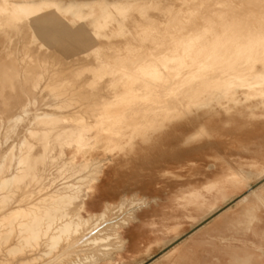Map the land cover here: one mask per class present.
<instances>
[{"label": "rangeland", "instance_id": "374dc122", "mask_svg": "<svg viewBox=\"0 0 264 264\" xmlns=\"http://www.w3.org/2000/svg\"><path fill=\"white\" fill-rule=\"evenodd\" d=\"M13 1L0 0V76L2 75L0 77V131L3 130L0 133V156L7 151L6 153H9L7 158L10 159L7 160L9 164V161H11L10 156L13 157V151L17 150L20 144L19 148L22 147L26 151V153L23 151L25 154L28 155L27 152H29L32 156L24 154L29 157L28 160L20 161L23 164L26 162V167L23 166V168H26V172L24 174L21 172L25 177L24 180L21 175L23 184L17 182L21 179L15 181L16 185L15 182L13 184L16 189H19L20 186V189L23 188L19 192L17 190L14 197L20 198L23 195L22 200H28L26 208L31 209L34 201H37L34 204L38 203L39 205L49 202V198L47 201V194L49 193L47 191L52 187V190L61 187L57 196L59 200L56 199V201L62 202L59 204L61 208L58 209L57 207L55 212H52L54 213L52 219L43 218L40 237H43L44 241L35 248L36 251L30 252L29 250L27 254L22 256L19 253V255L17 253L14 255L9 254V257L7 251L4 250L10 247V243L5 244L2 240L0 246L4 243L1 247L7 246L8 248L2 249L0 247V251L3 250L1 253L6 252L5 255L1 254L6 258L1 257L3 259L0 258V264H99L103 261H108L105 264H110L115 253L121 250L125 243V241L123 244L120 243L118 230L122 236V230L133 220L134 212L160 204L158 199H165L171 208L187 209L189 230L202 225L211 226L214 218L218 215H221L220 225L224 226H250L253 229L264 225V112L258 111L259 115L263 114L259 118L240 119L242 126L239 129L228 128L227 131H221L219 136L210 141L204 139L187 147L174 141L175 137L173 136L172 141L170 140L171 143L169 141L164 144L158 143V146L152 145V147L142 145L138 135L147 134L150 131V125L135 130L133 141L135 142L134 146H136L134 148L130 145L121 146L118 137L114 135L116 118L118 117L114 116V119L109 120L110 123L112 122V127L109 129L111 132L99 130L100 126L95 124L96 121L101 122L108 113H117L118 110L126 111L127 117L132 115L133 112L136 113V110H140L142 115L147 114L152 106L140 97L147 93L146 87L155 83L158 73L154 70L170 66L168 58L174 56L178 60L190 62V58H196L203 48H206V52L214 48L219 52L217 63L219 62L221 66L227 67L230 65L231 67L242 66L245 68L250 63L246 60V55L228 59L230 50L234 51L236 46H241L240 44L243 43V48L254 47L252 58L258 59L261 57L260 53L264 51V40L261 39L263 34H261L262 36L255 34L250 37L245 34L244 37L238 39L225 35L217 37V34L219 35L223 30L229 29L231 19L234 20L232 13L230 14L235 10L233 7L231 9L233 0H230L231 3L228 2L229 0H226V3L225 0L222 3V0H204V3L203 0H150L133 4L123 14L112 10V17L108 18L102 17L106 7L101 4L100 0H89L87 4L93 7L91 13L96 27L102 32L101 35L95 37V41L84 40L83 35L78 32L83 29L87 31L90 38L93 37L91 33L93 27L90 26L92 19L85 21L86 15L66 14L67 12L61 10V7H55L53 3L42 1L39 10H37V12H40L35 17H48L55 22V30L47 35L40 33L35 27H31L34 16H28L25 13H14L11 9ZM187 1L188 3H186ZM200 1L205 5H200ZM197 5L201 8H197ZM225 7H228V9ZM204 8L205 10L207 8L211 9L207 10L208 14H210L209 11H212L211 15L213 17L218 16L216 19L213 18L214 22L212 21V24L208 20L210 15L207 14L206 16ZM202 10L203 16H201ZM227 10H230V12L226 13ZM235 11L237 14L235 19L239 18L238 22L241 23L239 27H246L247 25L250 29L264 27V0H251L248 4H242L241 8ZM247 12H249V15H247ZM205 16L209 22L205 20ZM230 16L233 18H228ZM194 17L197 19H194ZM202 20L209 24L203 23ZM220 24L223 25L220 26ZM62 26L66 29L63 30ZM198 42H200V45ZM135 86H137L136 90ZM184 91V88H176L174 93L168 94V97H166L168 100L164 105H169L172 111L178 109L185 102L186 94H184ZM117 94L124 96L117 97ZM51 96L53 99L50 98ZM63 101L65 102L64 105L62 104V107L59 108L56 104L61 105ZM26 103L29 104L26 106ZM160 106H163V104ZM23 107L28 110V117L22 115V122L19 120V124L18 121L13 122L11 119L14 116L16 117L18 111L20 113V109H23ZM75 107L77 108L76 111H74ZM61 110L62 112H60ZM36 112L38 115L44 112L48 114L55 113L58 115L56 116L58 122L55 117V120L51 119L52 117L50 118L53 122L46 118L50 123H47L45 119H42L40 123L39 121L33 122L30 118L33 119V116L37 115ZM75 112H78L77 118L79 119L74 120L72 118V120L71 117H67L73 115V113L76 114ZM94 114L99 115V117L89 119ZM59 115L67 119L62 122ZM28 119L31 121L30 126L27 125L30 122ZM82 119L85 120L84 123L92 124L93 127L92 129H86L85 134L82 133L78 139L75 132L77 133L78 130L80 132L81 129H78L76 125L83 124ZM6 120L9 121L8 126L13 123L17 127L11 125L8 129ZM43 120L46 121V124L43 123ZM32 123L35 124H33L34 127H32ZM42 125L45 126L42 127ZM70 126L73 129L76 127L75 130H78L74 131ZM12 127L15 129L11 133L9 130ZM6 128L7 130H4ZM27 128L29 131L26 130ZM182 130L185 134L193 131V129L185 127ZM45 131L48 132L46 136ZM22 132L23 135L19 139L18 137L21 136ZM42 134L46 141L43 140ZM108 136H111V140L107 139ZM39 139L41 142H39ZM136 140L139 141L136 142ZM50 141L51 143H49ZM179 141H182V138ZM21 142H24L23 146ZM36 143L42 144L36 145ZM83 143L84 145L88 144V146L83 147V150L81 149V152H78L77 148L83 146ZM16 144L18 147L14 146ZM29 144L36 147L32 150L33 147ZM44 145L45 148L49 146L44 149L47 151L46 153L42 147ZM242 145L247 146L242 147ZM28 147H32L31 151L25 149ZM133 149L134 151H132ZM85 151L87 152L86 156L96 160V164H93V166L88 165L89 169H83L85 171H81V177L79 175L80 178L78 179V175L72 176L75 170L73 166L77 170L81 168L77 165H80L83 160ZM33 155L34 157L38 156L34 158ZM70 157H74L72 162L69 161ZM254 159L258 163L256 167L253 165ZM7 161L5 162L7 163ZM20 162H17L16 165ZM53 164L55 165L53 166ZM33 165H36V169ZM43 167L44 169L47 168L48 171L44 170ZM16 168L23 170L22 165H18ZM34 170L37 171L35 179L32 177L34 176ZM42 173H45L46 176H43ZM2 176L4 175L0 174L1 178ZM51 180H54L55 184H53L55 186ZM69 182L72 184L71 186ZM64 185L69 187H66L69 189L68 192L65 191ZM26 187H28V190ZM61 190L65 192L62 191L61 193ZM66 192H70L71 195H66ZM86 192L87 196L85 195ZM65 202H68V204H65ZM70 202L74 206L69 205ZM79 202H81V205L83 203L87 211L97 214L87 216L84 211H80L79 207L81 205H79ZM65 206L68 207L64 208ZM31 210L33 211V209ZM31 210H26L28 214L26 211L21 212L23 214L20 213V217L17 216L18 222L20 220L25 223L26 220L29 221L30 217L32 218L33 213L37 214L35 210L30 213ZM41 210L42 208L40 211L38 210L39 215L46 214L45 210ZM64 210L69 213L66 214ZM62 212L66 216L70 214L69 217H71L69 227L64 232H62L64 220H61V218L65 217V214L63 215ZM0 219L1 222H5L2 217ZM49 222L53 227L55 225L61 226L54 231L52 229L44 231V226L48 225ZM30 234L26 233V236ZM253 237H258V235L253 234ZM11 246L13 250L20 247L18 244ZM16 246L17 248H15ZM11 250L12 253L13 250ZM23 251L22 248L21 252ZM63 252L65 254H62ZM59 254L62 255L55 260V257ZM51 261L54 262L50 263Z\"/></svg>", "mask_w": 264, "mask_h": 264}, {"label": "bare ground", "instance_id": "6f19581e", "mask_svg": "<svg viewBox=\"0 0 264 264\" xmlns=\"http://www.w3.org/2000/svg\"><path fill=\"white\" fill-rule=\"evenodd\" d=\"M42 1H47L49 3H53V5H55V7H61L63 11L67 12L66 14H71V15H77V14H83V15H86L87 18L85 21H88V20H91L92 21L90 22V26L93 27L91 33L93 35L92 38L89 37L87 31L83 30V29H80L78 32L80 34L83 35V39L84 40H90V41H95V37L101 35V30L97 29L96 27V23L93 19V16H92V11L91 9L93 8L92 6L88 5L87 3L89 2V0H14L13 1V5L11 6L12 8V11L14 13H25L26 15L28 16H34L33 17V21H32V26L31 27H35L40 33H43V34H47L49 35V33H53V31L55 30V22L51 19V18H48V17H35V15L37 13H39L40 11L37 12V10H39L40 8V3ZM144 1H150V0H100L101 4H103L105 7H106V11L105 13L103 14L102 17H112V10L114 11H117L119 12L120 14H123V12H125L127 9H129L130 6H132L133 4H137V3H141V2H144ZM192 1V0H191ZM217 1V0H216ZM220 1V0H219ZM228 1V0H227ZM232 1V0H231ZM231 1L229 0L228 2L231 3ZM251 1V0H233L232 2V6H231V9L233 7V9L235 8V10L241 8V5L242 4H248V2ZM259 1V0H257ZM79 2H81L79 4ZM199 2V1H198ZM204 3V0L202 1ZM201 1H200V5H205L203 4ZM207 2V1H206ZM223 2V0L221 1V3ZM188 3V1L186 2ZM219 2V4H221ZM225 3H226V0H225ZM190 4V3H189ZM219 4L216 3V5L219 6ZM195 6V3L193 4ZM229 5V4H228ZM188 7V5H186ZM190 6V5H189ZM198 7L197 8H201L199 5H197ZM210 6V5H209ZM217 6V7H218ZM222 6V5H221ZM224 7V6H223ZM246 7V6H244ZM242 7V8H244ZM215 8V6H214ZM228 9V7H225ZM237 8V9H236ZM60 9V8H59ZM184 9V8H183ZM209 9V8H207ZM206 9V10H207ZM161 10V9H160ZM205 8H204V11L206 12V16L208 14V10L206 11ZM211 10V9H209ZM233 10V12L235 11ZM164 11V10H163ZM172 11V10H170ZM185 11V10H184ZM191 11V9H190ZM228 11V10H227ZM202 12L203 10L201 11V16L202 15ZM205 12H204V15H205ZM212 12V11H211ZM210 11L208 15H210V17L208 16V18H212L211 20L208 19L210 22V24H212V21H213V18H217L218 16L216 17H213L211 14ZM226 12V11H224ZM230 10L226 13H229ZM233 12H230V14L234 17V20L231 19V22H230V25H229V29L227 30H223L221 34H217V37L218 36H231L233 37L234 39H238V38H241V37H244L245 34H247L246 36H253L255 34H258V35H261L263 34V36L261 37L262 40H264V27L262 26V28H253V29H250V27L248 28V25L245 27V26H240L239 27V24L240 21L238 22V19L237 20L235 19L236 18V11L234 12V15H233ZM189 13V12H188ZM243 13V12H242ZM249 15V12H247ZM199 14V13H198ZM214 14V13H213ZM165 15V14H164ZM193 15V14H192ZM191 15V16H192ZM215 15V14H214ZM226 15V14H224ZM190 16V15H188ZM196 16V15H194ZM204 17L205 20L207 21V17ZM212 16V17H211ZM223 16V15H222ZM243 16V15H242ZM220 17V16H219ZM233 17H228V18H233ZM244 17V16H243ZM32 18V17H31ZM193 18V16H192ZM242 18V17H241ZM250 18V17H249ZM179 19V18H178ZM194 19H197L196 17H194ZM223 19V18H222ZM220 19V20H222ZM224 19H225V16H224ZM244 19V18H243ZM168 20V18H167ZM205 20H202V22L204 23ZM241 20V19H240ZM169 21V20H168ZM207 21V22H209ZM225 21V20H224ZM118 22V21H117ZM205 22L206 24H209ZM214 22V21H213ZM221 23V21H219ZM226 23V22H225ZM205 24V25H206ZM247 24V23H246ZM180 25V24H179ZM223 25V24H220V26ZM244 25V24H243ZM9 26V25H8ZM140 26V25H139ZM177 26V25H176ZM213 26V25H212ZM22 27V26H21ZM149 27V26H148ZM173 27V26H172ZM243 27V29H242ZM61 28V27H60ZM150 28V27H149ZM213 29V27H211ZM215 28V27H214ZM224 28V27H223ZM11 29V28H10ZM62 29H66L65 27L62 26ZM142 30V29H141ZM19 31V30H18ZM24 31V30H23ZM138 31V30H137ZM136 31V32H137ZM133 33V32H132ZM148 33V32H147ZM1 34V33H0ZM30 34V33H29ZM56 34V33H55ZM187 34V33H186ZM52 36L54 34H51ZM139 35V34H137ZM11 36V35H10ZM136 36V35H135ZM134 36V37H135ZM44 37V36H43ZM137 37H140V36H137ZM136 37V38H137ZM51 38V37H50ZM53 38V37H52ZM249 43V41H248ZM9 44V43H8ZM198 44L200 45V42H198ZM244 44V43H243ZM243 44H240L241 46H236V48L234 49V51H231L230 50V54L228 55V59H230V57H233V59L235 58H238L242 55H246L247 58L246 60L250 63H248V65L243 68L242 66L238 67H234V66H227V67H223L221 66V64L217 63V59L219 58V52L216 51V49L214 48H211V50L207 51L206 52V48L202 49V51H199L200 53L197 55L196 58H190V62H185V60H178L176 57H171V58H168L169 61H170V66H166L164 69H155L154 71L156 73H158L157 77L155 78V83L151 84L150 86L146 87L147 89V93L142 95L140 98L146 102H149L150 105L152 106L150 109H149V112L146 114L144 113L142 115V113H140V110H136V113L133 112L132 115H130L129 117L126 116V111L124 110H118L117 113H108L107 116L105 118H103V120L101 122H98L96 121L95 124H98V126H100L99 130L101 129L102 131H109L111 132V130H109L111 127H112V122L110 123V119H114L116 117L117 121H116V125H115V131H114V135L116 137H118V142L120 143L121 146H124V145H130L132 148H134V144L135 142L133 141L135 139V130L137 129H142L144 128V126L146 125H150V131L147 133V134H139L138 136L140 137V141H141V144L142 145H146L149 147L152 145L156 146L158 143H166V142H170L171 143V138L172 136L175 137L174 141L176 142H180V145L181 146H191L192 144H197L199 142H201L202 140L206 139V140H212L214 138H216L217 136L220 135L221 131L223 130H226L228 128H236V129H239L242 125H241V122L239 121L240 119H244V118H259V117H262L263 114L259 115L258 111H262L264 112V51L260 53L261 57H259L258 59H254L252 58L253 57V54H252V51H253V46H250V48L246 49V48H243ZM214 45V44H212ZM211 45V46H212ZM37 46V45H36ZM24 47V46H23ZM8 48V47H7ZM21 48V47H20ZM256 48V47H255ZM29 49V48H28ZM210 49V48H209ZM14 50V49H13ZM247 52V53H246ZM13 53V52H12ZM29 57V56H28ZM43 57V56H42ZM187 57H189L187 55ZM12 58V57H11ZM25 58V57H24ZM38 58V57H37ZM82 58V57H81ZM84 59V58H83ZM29 62V61H28ZM52 62V61H51ZM87 62V61H86ZM8 63V62H7ZM46 63V62H45ZM57 63V62H56ZM23 64V63H22ZM243 64V63H242ZM7 65V64H6ZM4 67V66H3ZM10 67V66H9ZM56 67V66H55ZM27 68V67H26ZM37 68V67H36ZM35 68V69H36ZM78 68V67H77ZM3 69V68H2ZM5 70V69H4ZM10 70V69H9ZM8 70V71H9ZM46 70V69H45ZM41 71V70H40ZM39 71V72H40ZM61 71V70H60ZM1 73V72H0ZM10 73V72H9ZM21 73V72H20ZM218 73V75H217ZM31 74V73H30ZM56 74V73H55ZM11 75V74H10ZM59 75V74H58ZM216 75V76H215ZM2 76V75H1ZM0 76V77H1ZM7 77V76H6ZM4 78V77H3ZM29 78V77H28ZM73 78V77H72ZM40 79V77H39ZM8 80V79H7ZM25 80V79H24ZM53 80V79H52ZM55 80V79H54ZM57 81V80H56ZM1 82V80H0ZM62 82V81H61ZM14 83V82H13ZM104 83V81H103ZM193 83H196V84H193ZM73 84V83H72ZM71 84V85H72ZM121 85V84H120ZM140 85V84H139ZM194 85V86H193ZM6 86V85H5ZM23 86V85H22ZM44 86V85H43ZM59 86V85H58ZM49 87V86H48ZM62 87V86H61ZM68 87V86H67ZM66 87V88H67ZM70 87V86H69ZM68 87V88H69ZM9 88V87H8ZM44 88V87H43ZM41 88V89H43ZM50 88V87H49ZM74 88V87H73ZM77 88V87H76ZM83 88V87H82ZM176 88H184L185 91H184V94H186V99H185V102L182 103L180 105V107L174 111L170 110V106L168 105H164L166 103V101L168 100L166 97H168V94H170L171 92H175L176 91ZM10 89V88H9ZM48 89V88H47ZM57 89V88H56ZM71 89V88H70ZM69 89V90H70ZM85 89V88H84ZM107 89V88H106ZM119 89V87H118ZM137 89V86H135V90ZM18 90V89H17ZM46 90V89H45ZM55 90V89H54ZM52 90V91H54ZM81 90V89H80ZM35 91V90H34ZM37 91V90H36ZM60 91V90H59ZM50 92V90H49ZM48 92V93H49ZM63 92V91H62ZM164 94H162V93ZM9 93V92H8ZM11 93V92H10ZM21 93V92H20ZM57 93V91H56ZM55 93V94H56ZM61 93V92H60ZM50 94V93H49ZM54 94V93H53ZM52 94V95H53ZM58 94V93H57ZM65 94V93H64ZM61 95V94H60ZM77 95V94H76ZM80 95V94H79ZM91 95V94H90ZM9 96V95H8ZM25 96V95H24ZM50 96V95H49ZM69 96V95H68ZM74 96V95H73ZM98 96V95H97ZM117 97H121V96H124V95H120V94H117L116 95ZM55 97V96H54ZM58 97V96H57ZM60 97V96H59ZM64 97V96H63ZM62 97V98H63ZM67 97V96H66ZM80 97V96H78ZM115 97V95H114ZM116 97V98H117ZM19 98V97H18ZM49 98V97H48ZM50 98L53 99V97L51 96ZM49 98V99H50ZM82 98V97H81ZM92 98V97H91ZM14 99V98H13ZM28 99V98H27ZM45 99V98H44ZM51 99V100H52ZM66 99V98H65ZM71 100V97L69 98ZM67 99V100H69ZM74 99V98H72ZM58 100V99H57ZM60 100V99H59ZM62 100V99H61ZM64 100V99H63ZM79 100V99H78ZM83 100V99H82ZM10 101V100H9ZM17 101V100H16ZM77 101V100H76ZM81 101V100H80ZM84 101V100H83ZM96 101V100H95ZM12 102V101H11ZM30 102V101H29ZM46 102V101H45ZM52 102H55V101H52ZM60 102V101H59ZM58 102V103H59ZM67 102V101H66ZM97 102V101H96ZM1 103V102H0ZM57 103V102H55ZM54 103V104H55ZM65 103L64 101L61 103V105H58L56 104L57 106L62 107V104ZM68 103V102H67ZM75 103V102H74ZM13 104V103H12ZM29 103H26L25 105L27 106ZM52 104V103H51ZM69 104V103H68ZM76 104V103H75ZM74 104V105H75ZM161 104H163V106H160ZM41 105V104H40ZM53 105V104H52ZM51 105V106H52ZM64 105V104H63ZM80 105V104H79ZM68 106V105H67ZM81 106V105H80ZM94 106V105H92ZM22 107V106H21ZM20 107V108H21ZM49 107V106H48ZM54 107V106H53ZM65 107V106H64ZM70 107V106H69ZM89 107V106H88ZM8 108V107H7ZM27 108V107H25ZM38 108V107H37ZM67 108V107H66ZM3 109V108H2ZM9 109V108H8ZM17 109V108H16ZM15 109V110H16ZM72 109V108H71ZM76 111V107L74 108ZM94 109V108H93ZM14 110V111H15ZM21 112L19 113L18 111V115L15 117H13L11 120L13 122L15 121H18V124H19V120L22 119V115L28 117V110H25L24 107L23 109H20ZM37 110V109H36ZM58 110V109H57ZM63 110V109H62ZM62 110L60 112H62ZM65 110V108H64ZM56 111V110H55ZM32 113V111H30ZM39 112V111H37ZM36 112V113H37ZM48 112V110H47ZM42 113L41 115H34L33 116V119L30 118V120L33 122H38L40 123V121L42 122V119H45L46 121L48 119L46 118H50L51 119H54V117L56 118V116H58L57 114H48V113ZM59 112V110H58ZM143 112V111H141ZM14 113V112H13ZM35 113V114H36ZM66 113L68 114V112L66 111ZM70 113V112H69ZM76 113V112H75ZM80 113V112H79ZM135 113V114H134ZM15 114V113H14ZM17 114V113H16ZM34 114V113H33ZM78 112L76 114L73 113V115L71 114V116H67V117H71L75 119H79L77 118L78 117ZM98 114V113H97ZM5 115V114H4ZM96 115V114H94ZM89 118V119H97L99 117V115H96ZM31 116V114H30ZM29 116V117H30ZM27 117H26V120H27ZM61 117L60 119L63 120L64 119H67L65 118L64 116H60ZM81 117V116H80ZM24 118V117H23ZM84 119V118H83ZM81 120V122L83 124H80V125H76L78 127V129L80 128L81 131L76 133L75 134L77 135L78 139L81 137L82 133L85 134L84 131H86V129H92V124H88L87 122L84 123L83 121L85 120ZM88 119V118H87ZM1 120V119H0ZM10 120V122H11ZM25 120V121H26ZM28 119V121H30ZM48 120V121H49ZM55 120V119H54ZM58 120V118H56V121ZM73 120V119H72ZM263 120V119H262ZM31 121L28 122L27 125H29V123L31 124ZM46 121L44 122L43 120V123L46 124ZM47 123H50L48 122ZM51 122H53L52 120H50ZM79 121V120H78ZM7 122V120H6ZM6 122H5V125H6ZM9 122V121H8ZM7 122V125L8 126V123ZM22 122V120L20 121ZM55 122V121H54ZM58 122V121H57ZM61 122V121H60ZM61 122V123H62ZM80 122V121H79ZM109 122V124H108ZM27 123V122H26ZM94 123V122H93ZM252 123V122H251ZM1 124V123H0ZM25 124V123H24ZM23 124V125H24ZM34 123H32L33 125ZM58 124V123H57ZM56 124V125H57ZM106 124H108L107 126H105ZM13 125V123L11 124ZM11 125L8 126V129L11 127ZM35 125V124H34ZM34 125L32 127H34ZM49 125V124H48ZM55 125V126H56ZM63 125V124H62ZM251 125V124H250ZM2 126V125H1ZM4 126V125H3ZM2 126V127H3ZM15 126V125H13ZM30 126V125H29ZM38 126V125H37ZM45 126V125H42V127ZM51 126V125H50ZM50 126H48V128H50ZM61 126V124H60ZM67 126V125H66ZM248 126V125H247ZM246 126V127H247ZM17 127V126H15ZM23 127V126H22ZM27 127V126H26ZM31 127V128H32ZM40 127V126H39ZM38 127V128H39ZM57 127V126H56ZM71 127V126H70ZM191 128L193 129L192 132L190 133H187L185 134V132L182 130L183 128ZM5 128V127H4ZM29 128V127H28ZM26 129L27 131H29V129ZM47 128V129H48ZM52 128V126H51ZM73 129V127H71ZM76 129V127H74ZM244 128V127H243ZM242 128V129H243ZM13 129H15L14 127L11 128V130H9L10 132L11 131H14ZM23 129V128H22ZM42 129V128H41ZM56 129V128H55ZM58 129V128H57ZM65 129V128H64ZM63 129V131H65ZM73 129L74 131H77ZM246 129V128H245ZM4 130H7L4 129ZM35 130V129H34ZM49 130V129H48ZM52 130V129H51ZM54 130V128H53ZM67 130V129H66ZM244 130V129H243ZM3 131V130H2ZM0 131V133L2 132ZM19 131V130H18ZM17 131V132H18ZM31 131V129H30ZM44 131V130H43ZM42 131V132H43ZM70 131V130H69ZM47 132V131H45ZM45 136L47 133H45ZM52 132V131H51ZM55 132V131H54ZM66 132V131H65ZM92 132V131H91ZM188 132V131H187ZM9 133V132H7ZM12 133V132H11ZM16 133V132H15ZM62 133V132H61ZM64 133V132H63ZM69 133V132H68ZM73 133V132H72ZM4 134V133H3ZM39 134V133H38ZM74 134V135H75ZM9 135H11L9 133ZM8 135V137H9ZM18 135V134H17ZM21 135V136H20ZM18 137L19 139L22 137L23 135V132L22 134H20ZM31 136V133L29 134ZM35 135V134H34ZM41 135V134H40ZM43 135V134H42ZM58 135V134H57ZM70 135V134H69ZM72 135V134H71ZM75 135V136H76ZM96 135V134H95ZM100 135V133H99ZM110 135V134H109ZM51 136V134H50ZM64 136V135H63ZM67 136V135H66ZM84 136V135H83ZM41 137V136H40ZM43 137V140L46 141V138L44 139V135L42 136ZM88 137V136H87ZM94 137V135H93ZM138 137V138H139ZM5 138L7 139V135L5 134ZM4 138V140H5ZM16 138V137H15ZM25 139V137H23ZM39 138V137H38ZM58 138V137H56ZM54 138V139H56ZM73 138V137H72ZM70 138V139H72ZM182 138V141H179V139ZM19 139H18V142H19ZM27 139V138H26ZM31 140H33L32 138H30ZM35 139V138H34ZM41 139V138H40ZM39 139V142H41ZM52 139V140H54ZM60 139V138H58ZM69 139V138H68ZM90 139V137H89ZM108 140H111V136H108L107 137ZM112 139H115V138H112ZM220 139V138H219ZM9 140V139H8ZM16 140V139H15ZM29 140V139H28ZM100 140V139H99ZM171 140V141H170ZM6 141V140H5ZM10 141V140H9ZM21 141V140H20ZM43 141V143H44ZM67 141V140H66ZM69 141V140H68ZM92 141V140H91ZM139 140H136V142H138ZM246 141V140H244ZM28 142H31V141H28ZM38 142V141H37ZM54 142V141H53ZM57 142V141H56ZM241 142V141H240ZM6 143V142H5ZM20 143V142H19ZM18 143V144H19ZM22 143V146H23V143L24 142H21ZM46 144L48 142H45ZM51 143V141L49 142ZM59 143V142H58ZM92 143V142H91ZM26 144V143H25ZM38 143H36L37 145ZM42 143H39L38 145H40ZM45 144V145H46ZM63 144V143H62ZM242 144V143H240ZM1 145H2V142H1ZM45 145L42 146L43 147V150L44 149H47L45 148ZM61 145V144H60ZM92 145V144H90ZM160 145V144H159ZM162 145V144H161ZM168 145V144H167ZM4 146V145H3ZM6 146V145H5ZM14 146H17L14 145ZM21 146V144L19 145V147ZM27 146V145H26ZM29 146H32V150L36 147H34V145H31L29 144ZM47 146V145H46ZM51 146V145H50ZM55 146V144H54ZM85 146H88V144L84 145L83 143V146L81 145V147H78V152H81V149ZM158 146V145H157ZM247 146V145H246ZM244 145H242V147H246ZM18 147V146H17ZM15 151H13L14 155L13 157H11V161H9V164H8V161L7 160H10L7 158V155L9 153H6V156L5 154L0 156V174H3L4 176H2V178L0 177V217H2V220H5L4 224L3 222H1V219H0V243H2V240L4 241L5 244H9L10 247L8 248L7 246H5L6 248L8 249H5V247H1L3 244H1V248L5 249L4 251H7L8 253V256L10 257L9 254H20L21 256L23 254H27L30 250V252H35L36 251V247L40 246L41 245V242L44 241L43 240V237H40V229H41V222H43V218H46V219H52V216H54L52 213L53 211L55 212V210L59 208H61V206H59V204H61L62 201H56L59 200L57 197L59 194L58 192H60V188L58 189L57 186V190H52V188H49L50 190L47 191V201H48V198H49V202H46L47 203H44L42 205H39L38 203L37 204H34L35 202L37 201H34V203H32L33 205L30 207L31 209H33V211L31 209L26 208L28 205H27V201L28 200H22V197L23 195H21V197L19 198H16L14 197L17 190L19 192V190L23 189L19 187V189H16L15 187H13V184L15 181H17L18 179L20 180L21 179V175L22 173L24 174V172H26V168H23V166L26 167V162L25 164L21 163V162H24V160H28L27 156H30L29 152L28 155L25 154L26 151L23 150V148H19ZM40 147V146H39ZM53 147V146H52ZM141 147V146H139ZM138 147V148H139ZM165 147V146H164ZM31 148H25L26 150L28 151H31ZM137 148V147H136ZM162 148V146H161ZM10 149V148H9ZM16 149V148H14ZM30 149V150H29ZM39 149V148H38ZM102 149V148H101ZM129 149V148H128ZM42 150V152H43ZM52 150V149H51ZM59 150V149H58ZM83 150V149H82ZM97 150V149H96ZM126 150V149H125ZM25 151V153L23 152ZM38 151V150H37ZM49 151V150H48ZM134 151V149L132 150ZM131 151V152H132ZM143 151V150H142ZM141 151V152H142ZM44 152L46 153L47 151L44 150ZM126 152V151H125ZM123 152V153H125ZM128 152V151H127ZM148 152V151H147ZM31 153V152H30ZM36 153V152H35ZM34 153V154H35ZM40 153V152H39ZM159 153V151H158ZM27 156H25V155ZM44 154V153H43ZM42 154V156H43ZM63 154V153H62ZM61 154V155H62ZM163 154V153H162ZM174 154V153H173ZM87 155V152L85 151L84 152V155H83V160L80 162V165H77V167H81L79 170H77L76 168H74L73 166V169H75L73 171V175L72 176H77V178L79 179L81 177V171L83 169H89V166L88 165H91L93 166V164H96V160L92 157H88L86 156ZM171 155V154H170ZM9 156V155H8ZM38 156V155H37ZM33 157L34 158H37ZM74 156V155H73ZM76 156V155H75ZM9 157V158H10ZM32 157V156H30ZM168 157V156H167ZM171 157V156H170ZM13 158V159H12ZM47 158V157H46ZM54 158V157H53ZM62 158V157H61ZM60 158V159H61ZM65 158V157H64ZM76 158V157H75ZM176 158V157H175ZM33 159V158H32ZM74 157H70L69 161H73ZM169 159V158H168ZM23 160V161H22ZM38 160V159H37ZM7 161V163L5 162ZM21 161V162H20ZM30 161V160H29ZM36 161V159H35ZM48 161V160H47ZM62 161V160H61ZM11 162V163H10ZM17 162H20L18 165H22V168L23 170L21 171V169H17L16 166V163ZM43 162V161H42ZM28 163V162H27ZM35 163V162H34ZM33 163V164H34ZM50 163V162H49ZM253 165L256 167L258 166V163L255 161V159L253 160ZM41 164V163H40ZM73 164V163H72ZM213 164V163H212ZM37 165V164H36ZM36 165H33L35 166V169H36ZM52 165V164H51ZM55 164H53L54 166ZM74 165V164H73ZM72 166V165H71ZM195 166V165H194ZM91 168V167H90ZM25 169V170H24ZM44 169V167H43ZM50 169V168H49ZM54 169V168H53ZM60 169V168H58ZM255 169V168H254ZM44 170L48 171L47 168H45ZM42 170V171H44ZM55 170V169H54ZM33 171V169H32ZM36 170H34V173L32 176L33 178L35 177V174H37V171L35 173ZM41 171V170H40ZM53 171V170H52ZM56 171V170H55ZM72 171V170H71ZM69 171V172H71ZM85 171V170H83ZM22 172V173H21ZM45 172V171H44ZM66 172V171H65ZM46 173V172H45ZM44 173V174H45ZM89 173V172H88ZM26 174V173H25ZM41 174V173H40ZM43 174V173H42ZM43 176H46V174ZM68 174V173H67ZM84 174V172H83ZM29 175V174H28ZM47 175H48V172H47ZM49 175H50V171H49ZM80 175V177H79ZM88 175V174H87ZM23 176V175H22ZM71 176V174H70ZM86 176V174H85ZM180 176V175H179ZM28 177V176H27ZM48 177V176H47ZM50 177V176H49ZM53 177V176H52ZM83 177V176H82ZM244 177V176H243ZM24 180H25V177L23 176ZM23 178L21 179V181H17L18 184L19 183H22L23 181ZM42 178V177H41ZM67 178V177H66ZM71 178V177H70ZM69 178V179H70ZM87 178V177H86ZM93 178V177H91ZM35 179V178H34ZM39 179H40V176H39ZM68 179V181H69ZM75 179V178H74ZM78 179L76 181H78ZM46 180V178H45ZM65 180V179H64ZM71 180V179H70ZM95 180V178H94ZM92 179V181H94ZM52 181V180H51ZM54 181V180H53ZM52 181V184L55 182ZM38 182V181H36ZM67 182V180H66ZM83 182V181H82ZM31 183V182H30ZM59 183V182H58ZM79 183V182H78ZM81 183V182H80ZM17 183L15 182V185ZM23 184V183H22ZM29 184V183H28ZM27 184V185H28ZM37 184V183H36ZM40 184V182H39ZM51 183L49 182V185ZM53 184V185H54ZM70 184V182H69ZM68 184V185H69ZM32 185V184H31ZM35 185V183H34ZM52 185V186H53ZM60 185V184H59ZM72 184H70L71 186ZM78 185V184H77ZM36 186V185H35ZM48 186V185H47ZM55 186V185H54ZM63 186V185H62ZM38 187V186H37ZM49 187V186H48ZM64 187L66 188L67 185H64ZM27 190H28V187H26ZM30 188V187H29ZM35 188V187H34ZM33 188V189H34ZM42 188V187H41ZM69 188V187H67ZM65 189V191L69 190V189ZM26 190V189H24ZM32 190V189H31ZM42 191V190H41ZM40 191V193H41ZM44 191V189H43ZM63 190H61V193H62ZM63 191V192H65ZM23 192H26V191H23ZM30 192V191H29ZM28 192V193H29ZM32 192V191H31ZM68 192V191H67ZM66 192V195H71L70 192L67 193ZM89 193V192H88ZM64 194V193H63ZM25 195V194H24ZM32 195V194H30ZM87 196V192L85 194ZM19 196H20V193H19ZM27 196V195H26ZM63 196V195H62ZM84 196V197H86ZM83 197V198H84ZM26 198V197H25ZM46 198V197H45ZM61 198V197H60ZM11 199V200H10ZM30 199V198H29ZM35 199V198H33ZM32 199V200H33ZM66 200V199H65ZM11 201V202H9ZM64 201V200H63ZM9 202V203H8ZM31 202V201H30ZM57 202V203H56ZM83 202V201H82ZM64 203V202H63ZM68 204V202H65V204ZM71 203V202H70ZM81 205V202H79ZM64 204V205H65ZM63 205V206H64ZM69 205H72L74 206L72 203L69 204ZM62 206V207H63ZM113 206V205H112ZM68 206H65L64 208H66ZM78 207V206H77ZM106 207H110V206H106ZM42 208V210H45L46 211V214L45 213H42L44 215H39L40 213L38 212V210L40 211V209ZM80 208V211H84L85 214L87 216H93L94 214H97V213H90L89 211L86 210L85 206L82 205L79 207ZM68 209V208H67ZM78 209V208H77ZM26 210H31L30 213L37 211V214L35 215L34 213L32 214V218L30 217V219H28L29 221H25V223H22L20 220L18 222V217H20V213L23 212V211H26ZM41 210V211H42ZM66 214H68L66 212V210H64ZM27 212V211H26ZM24 212V213H26ZM72 212V211H71ZM101 212V211H100ZM29 213V214H30ZM64 213V214H65ZM23 214V213H21ZM28 214V212H27ZM63 214V212H62ZM63 214V215H64ZM65 214V217L63 216L61 218V220H64L63 223H64V226H62V232L66 231L67 228L69 227V224H70V221L69 219L71 217L66 216ZM26 215V214H24ZM24 215H21V216H24ZM31 215V214H30ZM29 215V216H30ZM35 215V216H33ZM27 217V216H26ZM25 217V218H26ZM54 218V217H53ZM58 218V217H56ZM17 220V221H16ZM23 220H25L23 218ZM52 221V220H51ZM56 221V220H55ZM132 221V220H131ZM139 221V220H138ZM17 222V223H15ZM57 223V222H55ZM61 225H55V227H53L51 225V223L49 222L48 225L46 224V226H44V231L47 230V229H52L53 231L60 228ZM120 229V227H119ZM43 231V232H44ZM26 233H31L30 235H27L26 236ZM118 233H119V241L121 244L124 243V240L122 239V236L118 230ZM52 237V236H51ZM53 239V238H52ZM15 244H18L20 247L17 248V246L15 248L17 249H14L12 248L11 245H15ZM22 244V245H20ZM124 245V244H123ZM26 246H29L28 248ZM14 247V246H13ZM122 247V246H121ZM23 248V252H21V249ZM13 250V252L11 253L10 250ZM28 249V250H27ZM11 250V251H12ZM15 250H18L15 252ZM3 251V250H1ZM0 251V255H5V253L3 254V252L1 253ZM18 254V255H19ZM62 254H65V252H63ZM62 254H59L57 257H55V260L58 259ZM0 256L3 257V256ZM11 255V256H12ZM17 255V256H18ZM19 257V256H18ZM4 259L6 257H3ZM1 258V259H3ZM0 259V260H1ZM12 259V258H11ZM97 261V260H96ZM54 262V261H53ZM52 261L50 263H53Z\"/></svg>", "mask_w": 264, "mask_h": 264}, {"label": "crops", "instance_id": "0c3cea01", "mask_svg": "<svg viewBox=\"0 0 264 264\" xmlns=\"http://www.w3.org/2000/svg\"><path fill=\"white\" fill-rule=\"evenodd\" d=\"M158 201L134 212L110 264H264V225L224 226L218 215L211 226L189 230L187 209Z\"/></svg>", "mask_w": 264, "mask_h": 264}]
</instances>
